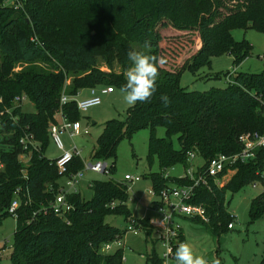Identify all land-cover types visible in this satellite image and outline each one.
Returning <instances> with one entry per match:
<instances>
[{
    "label": "trees",
    "instance_id": "1",
    "mask_svg": "<svg viewBox=\"0 0 264 264\" xmlns=\"http://www.w3.org/2000/svg\"><path fill=\"white\" fill-rule=\"evenodd\" d=\"M5 1L0 0V227L13 215L9 208L16 190H22L12 264H124L122 248L110 253L103 246L127 233L107 222L110 215L132 217L127 183L113 178L93 180L89 199L82 192L69 193L74 209L65 217L45 214L43 208L61 192V178L85 166L84 159L75 156L64 176L57 158L46 154L50 128L58 123L60 112L70 121L80 119L75 100L61 105L63 92L77 96L85 88H121L130 66V48L160 56L165 62L159 66L158 87L151 101L132 106L125 119L104 124L91 156L110 161V174L116 170L120 142L144 128L150 129V165L157 159L160 166L150 174L156 194L171 185L191 184L189 178L167 174L176 164L189 167L191 152L209 161L240 151L242 133H264V71L236 72L227 87L209 91L181 85L185 71L198 72L214 56L231 54L239 66L251 54V45L234 40L231 29L264 31V0H24L19 8ZM190 31L198 34V40L177 53L168 35ZM145 40L151 42V49L143 48ZM101 62L110 70L101 69ZM116 65L120 72L115 71ZM22 95L33 101L35 112H24L21 104H15ZM162 96L170 100L167 107ZM159 127L166 129L165 137L157 135ZM27 133L35 136L39 150L23 148L20 140ZM176 135L180 150L174 146ZM22 155H30L27 164ZM263 159L260 149L258 159L236 166L226 185L220 187L211 180L210 187L199 186L193 202L207 208L208 220L194 219L219 234L231 230L235 216L228 211V194L254 181ZM263 215L264 190L253 198L250 208L252 222ZM137 226L147 237L153 236L150 218L138 220ZM181 239L186 240L185 236ZM146 258L147 263L161 262L156 249ZM259 264H264V254Z\"/></svg>",
    "mask_w": 264,
    "mask_h": 264
},
{
    "label": "rangeland",
    "instance_id": "2",
    "mask_svg": "<svg viewBox=\"0 0 264 264\" xmlns=\"http://www.w3.org/2000/svg\"><path fill=\"white\" fill-rule=\"evenodd\" d=\"M234 40L238 42H248L252 51L251 54L239 65L236 66L235 58L231 54H222L212 57L210 63L203 66L198 72L185 71L181 78V85L188 90L209 91L213 87L224 88L233 82L236 72L262 73L264 71V31L253 28L234 27L231 29ZM169 43L176 49L177 53L181 48L194 45L198 40V34L190 31L184 35H168ZM182 53V52H181ZM1 62V52H0ZM43 65L46 66L45 63ZM101 69L110 70L105 62H101ZM18 67L17 70H20ZM115 71L120 72L121 67L115 66ZM230 71L228 76L225 73ZM236 71V72H235ZM71 82L68 79L67 84ZM100 95L102 86L95 87ZM65 92V91H64ZM91 93V88L83 89L77 99ZM102 103L89 108L80 113V123L82 128H88L89 133L75 136L73 139L66 132L60 134L67 151L76 147L84 161L96 163L91 156L96 145L98 137L101 135L104 124L110 119H125L129 106L120 92V88H115L113 94H101ZM24 112H35L36 107L31 99L24 98L21 102ZM58 117V123L61 122ZM159 137L166 136V129L159 127L157 131ZM149 137L150 129L144 128L137 131L131 138L123 139L118 146V156L116 170L114 173H97L90 170L85 171L81 183V191L85 198L93 196L90 184L93 180L115 179L125 182L130 188L129 208L132 216L138 220L145 218L155 219L158 214L149 209L154 205L157 197L153 194V184L150 174L160 170L159 162L156 159L152 165L149 162ZM174 146L180 150L181 144L178 135L173 137ZM46 154L51 159L59 158L63 155L54 143L53 139L48 145ZM24 164L27 163V157L21 156ZM110 162V161H109ZM201 156L196 155L193 164H203ZM111 164V162H110ZM186 168L182 164L167 170L171 177H182ZM131 174L141 176L142 180L138 182H128L125 175ZM233 176L230 174L229 178ZM61 182L65 183L66 178L62 177ZM261 187L254 188L251 184L236 193L228 194V211L233 214L234 228L221 234L211 231L201 221L187 216H177L176 222L182 227L186 237V243L193 250L195 256L205 258L211 264L214 259H219L220 264H259L264 254V215L255 222L250 217L251 202L255 196L261 193ZM107 222L113 224L122 230H127L129 219L123 216L110 215ZM17 219L15 216H8L0 227V264H12L11 253L15 241V231ZM122 248L124 250V264H147L146 255L156 249L159 256L163 257L166 249L157 241L156 235L147 237L145 231L139 227L135 231H128L122 238V244L114 242L108 252H115Z\"/></svg>",
    "mask_w": 264,
    "mask_h": 264
},
{
    "label": "built area",
    "instance_id": "3",
    "mask_svg": "<svg viewBox=\"0 0 264 264\" xmlns=\"http://www.w3.org/2000/svg\"><path fill=\"white\" fill-rule=\"evenodd\" d=\"M23 1L24 0H6L5 4L19 8L22 6ZM114 90L115 88L112 86H102L100 93L109 94ZM101 94L99 95L95 88H91L90 97L77 99V96H69L63 92L61 96V105L75 100L80 112L87 111L89 108L102 103ZM24 98H26V95L17 97L15 99V104L20 105ZM60 117L62 119L61 122L53 124L50 128V133L58 148L63 151V155L56 159V164L59 173L65 176L68 172V166L73 161L74 157L81 155L76 147H74L73 150L67 151L60 134L66 132L73 139L75 136L81 135L82 133L88 134L89 129H83L80 121L68 120L64 116L63 111L60 112ZM239 142L241 144L240 151L232 154H220L209 161H204L203 164L200 165L193 164L197 154L191 152L189 157L190 166L186 168L185 174L182 176L183 178H189L191 184L181 186L171 185L170 187L163 189L159 194H156L153 190V194L157 197V200L150 208L158 214V217L150 219V223L154 229L157 241H159L166 249V252L163 257L160 256V263L150 260L147 264H165V259H167V264H175L173 258L175 246L179 243H186V240L181 239L184 234L182 227L176 222L175 218L177 216H187L191 218H201L207 221V208L203 204H196L193 202L196 195V189L201 185L210 187L211 180H213L218 186L222 187L233 177L229 178L230 174L233 173L234 175L236 173L237 165L250 163L258 159V151L260 149L264 150V133L258 131L242 133L239 137ZM20 143L27 151L39 150L40 148L35 136L30 133L25 134L21 138ZM22 156L26 157L28 155ZM2 168L3 163L0 157V171ZM111 168L112 164H110L109 161L98 160L96 163L88 164L85 162L83 169L70 176H65L66 182L62 185L61 192L48 208H43V212L45 214L51 212L58 216L65 217L72 209H74V205L69 202L68 194L81 192V183L85 171L90 170L92 172L110 174ZM256 176L257 178L250 184L254 188L261 187L264 190V159L263 163L256 171ZM125 180L128 182H138L142 180V177L126 174ZM21 191V189L16 190L15 197L9 208L10 213L14 216H17V209L22 203ZM137 225L138 219L133 216L130 217L127 232L137 230L139 228ZM229 228H234L233 223L229 225ZM114 242L122 244V238H117L106 243L103 246V251L108 252L112 248Z\"/></svg>",
    "mask_w": 264,
    "mask_h": 264
},
{
    "label": "clouds",
    "instance_id": "4",
    "mask_svg": "<svg viewBox=\"0 0 264 264\" xmlns=\"http://www.w3.org/2000/svg\"><path fill=\"white\" fill-rule=\"evenodd\" d=\"M144 49H151V42L145 40ZM127 59L130 66L125 72L126 82L121 86L120 92L129 106L137 103L150 102L157 91L159 79V66L165 61L162 57L148 52L130 48L127 52ZM164 106L170 104L167 96H162ZM175 264H209L203 257L195 256L193 250L187 243H179L174 252ZM167 264V259H165ZM211 264H220L219 259H214Z\"/></svg>",
    "mask_w": 264,
    "mask_h": 264
},
{
    "label": "crops",
    "instance_id": "5",
    "mask_svg": "<svg viewBox=\"0 0 264 264\" xmlns=\"http://www.w3.org/2000/svg\"><path fill=\"white\" fill-rule=\"evenodd\" d=\"M236 72V71H235ZM113 93H115V90L112 92V93H110V94H113ZM79 95V94H78ZM91 96V93L89 94V95H86V96H84V98H88V97H90ZM81 99H83V98H81ZM55 143V142H54ZM55 145H56V143H55ZM57 146V145H56ZM58 147V146H57ZM27 157V160L29 161L30 160V155H28V156H26ZM28 161H27V163H28ZM26 163V164H27ZM65 184V183H64ZM82 192V191H81ZM151 207V206H150ZM149 207V208H150ZM183 231V230H182ZM183 234H184V231H183ZM184 236H185V234H184ZM186 238V237H185ZM187 241V240H186Z\"/></svg>",
    "mask_w": 264,
    "mask_h": 264
}]
</instances>
